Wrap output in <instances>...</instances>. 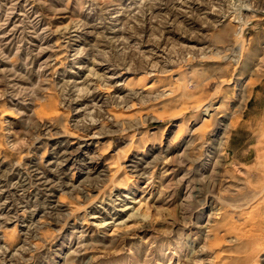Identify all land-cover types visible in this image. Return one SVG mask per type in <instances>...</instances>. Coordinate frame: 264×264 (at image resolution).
I'll return each mask as SVG.
<instances>
[{
    "label": "rangeland",
    "instance_id": "374dc122",
    "mask_svg": "<svg viewBox=\"0 0 264 264\" xmlns=\"http://www.w3.org/2000/svg\"><path fill=\"white\" fill-rule=\"evenodd\" d=\"M0 264H264V0H0Z\"/></svg>",
    "mask_w": 264,
    "mask_h": 264
},
{
    "label": "bare ground",
    "instance_id": "6f19581e",
    "mask_svg": "<svg viewBox=\"0 0 264 264\" xmlns=\"http://www.w3.org/2000/svg\"><path fill=\"white\" fill-rule=\"evenodd\" d=\"M142 83L141 81V78L139 80H137L136 82L132 83L133 85H137V86H140ZM148 90V89H147ZM211 109L210 106H207L205 109H204V112L207 114L209 112V110Z\"/></svg>",
    "mask_w": 264,
    "mask_h": 264
}]
</instances>
